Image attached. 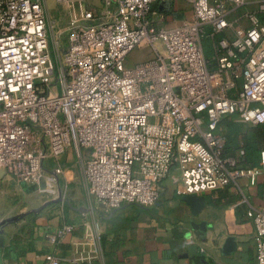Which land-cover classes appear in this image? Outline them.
I'll list each match as a JSON object with an SVG mask.
<instances>
[{
  "label": "built area",
  "instance_id": "2783aa9c",
  "mask_svg": "<svg viewBox=\"0 0 264 264\" xmlns=\"http://www.w3.org/2000/svg\"><path fill=\"white\" fill-rule=\"evenodd\" d=\"M54 1L80 12L65 42L50 37L48 0H0L4 174L55 188L64 171L60 157L70 150L87 198L107 210L154 205L160 181L173 170L178 196L264 174V141L257 168L246 170L238 162L243 149L224 154L219 128L232 116L249 126L264 123V1L253 9L250 0H185L191 16L174 25L157 8L167 0ZM205 37L214 40L209 57ZM138 49L142 59L127 65ZM246 216L254 264H264V208ZM89 227L92 257L98 251ZM72 231L63 224L49 240ZM60 263L44 255L43 264Z\"/></svg>",
  "mask_w": 264,
  "mask_h": 264
},
{
  "label": "crops",
  "instance_id": "0c3cea01",
  "mask_svg": "<svg viewBox=\"0 0 264 264\" xmlns=\"http://www.w3.org/2000/svg\"><path fill=\"white\" fill-rule=\"evenodd\" d=\"M261 1L250 0V6ZM163 4L170 5L169 10H159L166 14L168 25L191 16L185 0ZM224 131L226 128H221ZM262 144L263 139L260 147ZM60 161L64 171L59 180L66 181L67 169L74 166L72 152L66 151ZM240 166L257 168L244 162ZM177 176L173 170L171 177ZM6 180L16 181L3 174L0 182ZM171 182L173 185L159 189V200L150 207L123 204L107 210L88 199L85 207L74 208L68 202L66 211L54 206L35 213L32 210L40 205L36 204L24 217L11 220H2L0 209V264H43L48 252L58 256L60 264H254L253 223L246 212L264 208V174L257 173L254 178L244 175L234 185L197 194L205 200L198 214L175 194L178 183ZM66 223L73 225V231L51 242L50 235ZM92 224L98 252L90 257L94 243L88 228ZM229 238L234 243L228 245L234 247L231 250L225 248Z\"/></svg>",
  "mask_w": 264,
  "mask_h": 264
},
{
  "label": "rangeland",
  "instance_id": "374dc122",
  "mask_svg": "<svg viewBox=\"0 0 264 264\" xmlns=\"http://www.w3.org/2000/svg\"><path fill=\"white\" fill-rule=\"evenodd\" d=\"M92 1L95 2L96 0ZM256 4L257 3H255V7L251 8L255 9ZM48 7L50 37L54 38V36H58L60 37L62 42H65L66 28L71 23V21L79 17L80 12L76 8L74 10V13H72V11H69L59 4L55 3L54 0H48ZM242 26H247V21L245 19H242ZM142 56V49L135 50L131 52L127 57L126 64L133 65L134 63L141 60ZM238 127H240V129L242 130L241 133H244L245 138L248 135L250 139H253V127L243 122ZM67 174L69 175L68 180L64 181L60 179L57 187L55 188H49L45 184L43 179H39L34 184H24L13 180L1 181L0 188L2 189H0V209L2 211L1 216L4 217L2 220H9L13 217H24L26 215L25 211L29 209V207H32L34 205L37 206L36 204L41 205L43 203H41V201H43L44 199H46L45 201L54 199L58 197L59 194L61 195L62 200L55 203L53 206L48 205L46 207L55 206L58 209L63 208V210L66 211V205L68 202H70L74 208L85 207L87 204L86 202H88V198L82 181L80 169L74 165L67 169L66 175ZM171 176L172 172L170 175L160 181L159 189L166 185H173V183L171 182L173 178ZM30 187H33V191L28 189ZM40 205L38 207H40ZM74 213L77 216L81 215L79 213H76V211ZM91 227L94 230L93 224L91 225Z\"/></svg>",
  "mask_w": 264,
  "mask_h": 264
},
{
  "label": "trees",
  "instance_id": "16d2710c",
  "mask_svg": "<svg viewBox=\"0 0 264 264\" xmlns=\"http://www.w3.org/2000/svg\"><path fill=\"white\" fill-rule=\"evenodd\" d=\"M203 48L205 55L207 57L212 55L213 52V43L214 40L208 37L203 38ZM233 118V119H231ZM242 122L235 119L234 116L232 117H224L222 122L219 125V128L226 131L222 132L225 138V147H224V154L229 156H235L239 149L244 150V154L242 157L239 158L238 162L246 163L248 166H256L258 165L259 160V150H260V143L263 139L264 141V123L251 126L253 127V139H250L247 135L245 138L244 133H241L242 130L240 126ZM224 127V128H223ZM238 127V128H237ZM32 190L33 187L28 188ZM67 206V205H66Z\"/></svg>",
  "mask_w": 264,
  "mask_h": 264
},
{
  "label": "water",
  "instance_id": "95a60500",
  "mask_svg": "<svg viewBox=\"0 0 264 264\" xmlns=\"http://www.w3.org/2000/svg\"><path fill=\"white\" fill-rule=\"evenodd\" d=\"M159 10H162V11H166V10H169L170 9V5L168 6L167 5V7H166V5L165 4H161V5H159ZM4 174V171L3 170H0V177L2 176ZM183 201H185V203H187L189 206H190V208H191V211H192V213H194V214H198L200 211H201V209L205 206V200H204V196H201V195H183L182 196V198H181ZM62 200V197H61V195L59 194L58 195V197H56V198H54V199H49V200H47V201H45V202H43L41 205H40V207H38V208H36V209H34V210H32V212H35V213H37V212H40L43 208H45L46 206H48V205H50V204H53V203H57V202H59V201H61ZM11 219H13V218H11ZM11 219H9V220H11ZM3 222H5V221H2L1 223H3ZM232 245V244H234L233 243V240H232V238H229L228 240H227V246H225V248L227 249V250H231L232 248H234V247H230V249H229V246L228 245Z\"/></svg>",
  "mask_w": 264,
  "mask_h": 264
}]
</instances>
